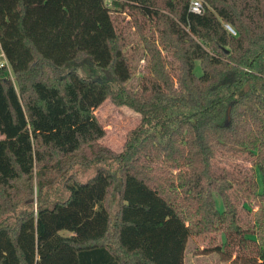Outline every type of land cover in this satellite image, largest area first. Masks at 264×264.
<instances>
[{
	"label": "trees",
	"instance_id": "obj_1",
	"mask_svg": "<svg viewBox=\"0 0 264 264\" xmlns=\"http://www.w3.org/2000/svg\"><path fill=\"white\" fill-rule=\"evenodd\" d=\"M191 1L0 0V264H185L194 238L264 264V0ZM120 9L148 59L138 86ZM86 57L105 77L71 68ZM107 98L142 116L121 151L101 142ZM63 163L100 165L69 176L65 199L19 209Z\"/></svg>",
	"mask_w": 264,
	"mask_h": 264
},
{
	"label": "rangeland",
	"instance_id": "obj_2",
	"mask_svg": "<svg viewBox=\"0 0 264 264\" xmlns=\"http://www.w3.org/2000/svg\"><path fill=\"white\" fill-rule=\"evenodd\" d=\"M113 16L115 18L117 28L127 38V48L132 56L134 75L129 84L138 86L142 76L147 72L146 66L148 63V59H146L145 57V50L139 42V37L135 33L132 16L123 9L115 10L113 12ZM71 68L77 69L84 76L93 74L96 77H102V75L105 77L104 72L99 71L97 67L91 65L84 59H81L80 62H74ZM195 70L198 74L202 73V66L200 61L196 62ZM65 71L66 69H64V72ZM96 114L106 128V135L102 138L101 142L114 151H121L124 149L125 143L128 140L131 131L140 124L142 119L141 113H139L135 109L127 105H118L114 103L110 98H107L106 101L96 109ZM227 157L229 160L225 162L224 157L223 163L227 164L230 167L240 166L242 168H249L254 166L250 159H247L241 155L228 154ZM111 163L112 161H106L100 164H104L109 168L114 169L115 165L113 164L112 166ZM100 164L94 163L86 166L80 163H73L70 164L69 167H64L63 163L56 171L51 170L47 172L48 177L46 179L45 186H43L42 189L36 185V176L35 181L33 182L34 191L32 192V195L27 194L20 198L19 209L25 207L26 203L29 202L36 210L40 202L50 204L57 200L65 199L68 196L66 182L69 176L76 177L79 180H86L94 175ZM254 167L257 171L259 190H263L264 182L261 167H259L258 165H255ZM28 198L29 200H27ZM215 200L217 207L220 210L224 209V203L222 202L221 195L215 194ZM115 201H117V195L113 197L112 202L114 203V205ZM239 201L242 206V204L247 202V199L245 197H242ZM250 207L252 209H255L257 207L255 201L251 202ZM242 211L244 217L242 221H244L245 224H251V220L253 219L252 211H248L245 208H243ZM18 212L19 211H16L14 209L6 210L1 218L7 220L9 223H13L15 222V217ZM222 239L225 241L224 236L222 237ZM190 242L191 249H189L185 257L187 264H217L219 262H225L228 264H241L239 260L240 257H236V254L244 253L242 248H239L237 246L233 247L231 250L225 248L226 251L220 257L215 251L206 250L207 246L210 245L209 241H201L194 238V240H190ZM247 251L252 252L253 247L250 246V249L246 250L245 252Z\"/></svg>",
	"mask_w": 264,
	"mask_h": 264
},
{
	"label": "built area",
	"instance_id": "obj_3",
	"mask_svg": "<svg viewBox=\"0 0 264 264\" xmlns=\"http://www.w3.org/2000/svg\"><path fill=\"white\" fill-rule=\"evenodd\" d=\"M190 7L192 11L201 13L204 10V3L202 0H192ZM225 25L231 32L234 34L236 33V30L229 23H226ZM1 57L0 65H8V60L6 59L4 52L1 53Z\"/></svg>",
	"mask_w": 264,
	"mask_h": 264
},
{
	"label": "crops",
	"instance_id": "obj_4",
	"mask_svg": "<svg viewBox=\"0 0 264 264\" xmlns=\"http://www.w3.org/2000/svg\"><path fill=\"white\" fill-rule=\"evenodd\" d=\"M2 58V57H1ZM0 137H1V135H0ZM189 251V249L186 251V253ZM217 253V252H216ZM218 254V253H217ZM219 255V254H218ZM220 256V255H219ZM185 257H186V255H185ZM185 264H187L186 263V260H185ZM194 264H196V263H194ZM217 264H228V263H225V262H219V263H217Z\"/></svg>",
	"mask_w": 264,
	"mask_h": 264
},
{
	"label": "water",
	"instance_id": "obj_5",
	"mask_svg": "<svg viewBox=\"0 0 264 264\" xmlns=\"http://www.w3.org/2000/svg\"><path fill=\"white\" fill-rule=\"evenodd\" d=\"M86 61H87L88 63H90V64H93V61H92V59H91L90 57H86Z\"/></svg>",
	"mask_w": 264,
	"mask_h": 264
}]
</instances>
